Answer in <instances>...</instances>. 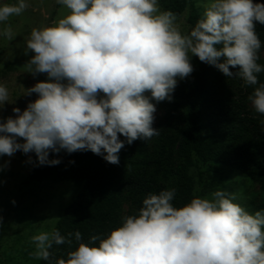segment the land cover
Instances as JSON below:
<instances>
[{"label":"clouds","instance_id":"9594fccd","mask_svg":"<svg viewBox=\"0 0 264 264\" xmlns=\"http://www.w3.org/2000/svg\"><path fill=\"white\" fill-rule=\"evenodd\" d=\"M57 3L68 14L33 28L25 41V54L34 53L24 65L27 72L49 79L25 89V95L38 94L35 101L0 120V157L35 153L38 165L54 166L61 161L49 159L50 152L91 151L118 165L125 142L159 135L152 127V101L173 100L178 82L194 71L193 57L252 87L247 99L264 116L262 41L256 31V22L264 25V3L207 0L189 32L181 31L177 14L161 10L158 0ZM29 7L27 0L0 4V36L12 41L17 34L9 21ZM6 102L9 89L0 84V108ZM175 196V188L149 193L137 214L124 216L103 238L84 242L79 231H42L31 237L30 255L48 261L54 244L71 246L74 236L77 247L56 264H264V210L250 214L224 190L179 208Z\"/></svg>","mask_w":264,"mask_h":264},{"label":"trees","instance_id":"16d2710c","mask_svg":"<svg viewBox=\"0 0 264 264\" xmlns=\"http://www.w3.org/2000/svg\"><path fill=\"white\" fill-rule=\"evenodd\" d=\"M162 10L180 16L189 0H158ZM264 3V0H254ZM203 13L191 6L189 30ZM256 31L264 46V25L256 22ZM219 47V46H218ZM264 64V62H260ZM194 71L178 82L173 100L157 103L165 111V122L154 140L125 142L119 152V164H110L91 151L49 153L59 159L58 165H38L34 154L27 182L36 179L71 180L80 186L76 196L65 207L54 228L64 236L79 231L84 242L93 235L106 237L122 224L125 202L137 214L143 199L164 189L175 188L173 200L179 208L199 197L195 193L194 157L214 161L238 170L259 182L264 190V116L256 114L247 97L252 87L243 81L225 77L215 67L192 58ZM236 71V69H231ZM264 83V73L258 74ZM199 176H201L199 171ZM53 245L48 261L56 264L75 250L77 242ZM98 244V242H97Z\"/></svg>","mask_w":264,"mask_h":264},{"label":"rangeland","instance_id":"374dc122","mask_svg":"<svg viewBox=\"0 0 264 264\" xmlns=\"http://www.w3.org/2000/svg\"><path fill=\"white\" fill-rule=\"evenodd\" d=\"M16 2L17 0H0V4ZM27 2L30 7L22 15L12 17L9 21L17 34L16 37L8 41L0 36V84L8 87L10 102L0 108V120L15 116L12 111L14 107L23 111L29 102L35 101L38 94L25 95V89L49 79L46 73L33 76L24 66L34 55L30 50L25 54V41L31 30L50 26L68 14V9L58 4L57 0ZM205 3L207 0H189L183 13L177 16L182 32L189 30L188 17L191 6L204 13ZM260 62H264L263 45L258 63ZM152 102L156 106L152 127L159 130L165 122V111L156 101ZM120 139L125 140L123 136H120ZM154 139L155 136L149 140ZM20 142H23L22 139ZM34 154L25 155L17 151L13 157H0V166L10 161L0 170V264H37L39 260L30 255L35 251L31 237L42 231H52L65 207L73 200L81 186L71 180L36 179L27 182L31 164L28 160L29 156L32 160ZM194 161V190L199 197L212 199L211 193L224 190L233 194L234 202L250 214L264 210V190L259 182L218 162H205L198 157H194ZM12 201H15V204ZM130 210V204L125 202L121 217L127 216Z\"/></svg>","mask_w":264,"mask_h":264}]
</instances>
